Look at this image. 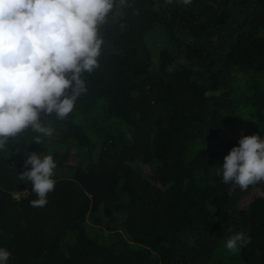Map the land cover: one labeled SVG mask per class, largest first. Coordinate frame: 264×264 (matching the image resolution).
I'll return each instance as SVG.
<instances>
[{
    "label": "trees",
    "instance_id": "obj_1",
    "mask_svg": "<svg viewBox=\"0 0 264 264\" xmlns=\"http://www.w3.org/2000/svg\"><path fill=\"white\" fill-rule=\"evenodd\" d=\"M157 29L167 46L154 66ZM100 35L86 93L66 119L45 117L54 134L39 145L26 130L0 150L7 264H264V182L207 177L242 135L264 139V0H117ZM93 144L97 156H83ZM22 146L57 164L44 207L19 179ZM92 226L114 238L98 242ZM236 232L251 242L233 253L224 242Z\"/></svg>",
    "mask_w": 264,
    "mask_h": 264
},
{
    "label": "clouds",
    "instance_id": "obj_2",
    "mask_svg": "<svg viewBox=\"0 0 264 264\" xmlns=\"http://www.w3.org/2000/svg\"><path fill=\"white\" fill-rule=\"evenodd\" d=\"M125 2L119 0L121 5ZM116 4L117 0H0V150L26 130L37 134L33 141L40 145L42 137L55 131L45 117L64 120L73 112L87 91L83 74L99 67L104 43L100 28ZM238 145L224 157L219 174L224 183L246 190L264 182V139L242 135ZM56 167L51 154L28 155L19 179L32 184L37 197L30 201L32 207L46 206L55 189ZM250 242L246 233L236 232L224 243L237 253ZM11 255L0 248V264H7Z\"/></svg>",
    "mask_w": 264,
    "mask_h": 264
},
{
    "label": "rangeland",
    "instance_id": "obj_3",
    "mask_svg": "<svg viewBox=\"0 0 264 264\" xmlns=\"http://www.w3.org/2000/svg\"><path fill=\"white\" fill-rule=\"evenodd\" d=\"M166 44H167V34L164 32L163 29L154 30L149 35L147 47H148V51L151 55L150 61L154 66H156L158 63V52L160 51V49H163L164 47H166L167 46ZM238 78H239V75H238ZM261 84H262V86H264V76L261 79ZM263 115H264V111H263ZM245 116H250V114L245 115ZM241 129L242 128L231 127L229 132H228L229 137H233L236 135L243 134V131ZM243 129H245V128H243ZM121 130H123V131H121ZM108 133L111 135H113L115 133H123L124 135L127 134V132L123 126L119 127L118 125H114V124H111L109 126ZM91 136H93V130L90 126L89 137H91ZM64 151H62V152H64ZM66 151L71 156L68 163L74 164L76 162V159H75L76 154H78L79 151H77L74 147H72ZM58 152H61V150H59ZM98 152H99V149H98L97 144H93L91 146V148L88 150L86 148L81 150V153L83 154V156L89 157L88 153H90L94 158L97 156ZM17 155L19 157H21L23 160H26L28 155H30V153H28L27 149L23 148V146H22L21 148L17 149ZM220 167H222V166L219 164H216L210 169L209 176H207V177H209V180H210L209 183L214 181L215 178L222 177V174H219ZM16 196H18V195H16ZM88 222H90V220H88ZM90 224H91V222H90ZM91 231H93L92 233L94 235H96L98 242L109 244L110 241L114 238L113 233H106L104 231L98 230L96 226L95 227L92 226Z\"/></svg>",
    "mask_w": 264,
    "mask_h": 264
}]
</instances>
